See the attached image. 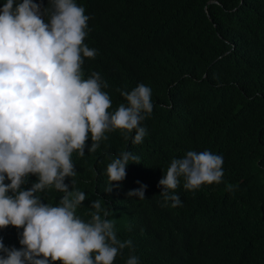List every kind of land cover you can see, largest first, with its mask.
I'll list each match as a JSON object with an SVG mask.
<instances>
[{
    "label": "trees",
    "instance_id": "obj_1",
    "mask_svg": "<svg viewBox=\"0 0 264 264\" xmlns=\"http://www.w3.org/2000/svg\"><path fill=\"white\" fill-rule=\"evenodd\" d=\"M75 2L89 17L84 43L96 50L84 58L83 77L98 73L107 84L110 112L127 104L121 91L138 84L151 89L153 104L141 122L142 143H132L135 132L125 140L117 130L90 152L89 134L84 155L72 154L76 174L64 182L86 195L76 216L89 222L95 200L110 211L117 238L134 249H123L114 264L133 254L138 264H264V0ZM205 150L223 157L222 181L186 191L181 178L176 194L190 200L164 206L159 181L171 161ZM125 151L139 161H130L108 193L107 166ZM36 182L30 174L20 190ZM141 186L152 208L127 196ZM36 195L57 206L65 193L50 186ZM0 232L22 247V228Z\"/></svg>",
    "mask_w": 264,
    "mask_h": 264
},
{
    "label": "clouds",
    "instance_id": "obj_2",
    "mask_svg": "<svg viewBox=\"0 0 264 264\" xmlns=\"http://www.w3.org/2000/svg\"><path fill=\"white\" fill-rule=\"evenodd\" d=\"M48 4L50 8H42L33 0H6L0 8V229H23L20 249L13 247L17 238L0 232V264H114L123 249L134 251L132 241L117 238L101 200L92 201L95 211L89 222L76 216L86 195L69 191L64 181L76 174L71 157L74 152L84 155L89 134L90 152L107 139L105 133L117 130L125 140L135 132L132 143H142L146 129L141 122L153 110L151 89L138 84L130 92L121 91L127 104L110 112L112 101L102 91L107 84L98 73L83 77L84 58L96 56L84 43L89 20L85 9L75 0ZM130 161L139 157L125 151L108 164L106 192L125 179ZM222 165L223 157L208 150L173 159L159 181L164 206L183 205L180 199L184 202L187 196L176 194L181 178L186 191L220 183ZM30 174L38 182L20 190ZM50 186L65 193L57 206L36 195ZM145 189L127 196L152 208ZM126 264H138V257L130 255Z\"/></svg>",
    "mask_w": 264,
    "mask_h": 264
}]
</instances>
